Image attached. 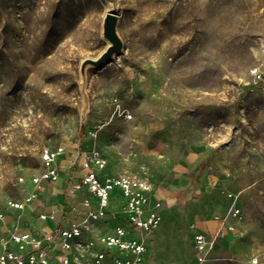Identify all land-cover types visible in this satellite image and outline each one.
Segmentation results:
<instances>
[{
	"label": "rangeland",
	"instance_id": "obj_1",
	"mask_svg": "<svg viewBox=\"0 0 264 264\" xmlns=\"http://www.w3.org/2000/svg\"><path fill=\"white\" fill-rule=\"evenodd\" d=\"M213 2L0 0V202L34 188L19 177L40 169L43 148H64L60 179L9 224L44 232L79 216L66 166L98 130L107 172L149 180L162 201L146 264H193L198 231L215 239L207 264H264V0ZM106 12L123 49L87 67L83 112L80 63L106 46ZM229 192L241 213L219 236Z\"/></svg>",
	"mask_w": 264,
	"mask_h": 264
},
{
	"label": "built area",
	"instance_id": "obj_2",
	"mask_svg": "<svg viewBox=\"0 0 264 264\" xmlns=\"http://www.w3.org/2000/svg\"><path fill=\"white\" fill-rule=\"evenodd\" d=\"M123 116L132 117L126 112ZM88 134L93 143L87 147L77 144L66 166L67 189L81 195L79 216L66 224L46 227L44 232L7 222L9 211L32 212L42 185L60 179L64 148H43L40 169L19 177L20 183L28 180L34 188L23 198L7 197L0 202V264H146L148 235L161 223L162 201L149 180L107 172V159L95 143L98 130ZM238 195L229 192V209L215 215L219 236L224 231H235L241 213ZM53 216L40 213L38 218L47 220ZM109 220L116 224L102 230V224ZM214 245L211 235L195 232L193 264H207ZM252 260L255 262L256 257Z\"/></svg>",
	"mask_w": 264,
	"mask_h": 264
},
{
	"label": "water",
	"instance_id": "obj_3",
	"mask_svg": "<svg viewBox=\"0 0 264 264\" xmlns=\"http://www.w3.org/2000/svg\"><path fill=\"white\" fill-rule=\"evenodd\" d=\"M118 15L106 12L101 23V35L107 41L106 46L95 56L86 57L80 63V91L83 96V112L87 110L88 99L86 94V69L87 67H100L114 58L123 49V41L117 31Z\"/></svg>",
	"mask_w": 264,
	"mask_h": 264
},
{
	"label": "bare ground",
	"instance_id": "obj_4",
	"mask_svg": "<svg viewBox=\"0 0 264 264\" xmlns=\"http://www.w3.org/2000/svg\"><path fill=\"white\" fill-rule=\"evenodd\" d=\"M214 5H215V3L213 2V0H205V6L206 7H216Z\"/></svg>",
	"mask_w": 264,
	"mask_h": 264
},
{
	"label": "crops",
	"instance_id": "obj_5",
	"mask_svg": "<svg viewBox=\"0 0 264 264\" xmlns=\"http://www.w3.org/2000/svg\"><path fill=\"white\" fill-rule=\"evenodd\" d=\"M112 174V173H111ZM49 220V219H48ZM110 228V227H109Z\"/></svg>",
	"mask_w": 264,
	"mask_h": 264
}]
</instances>
